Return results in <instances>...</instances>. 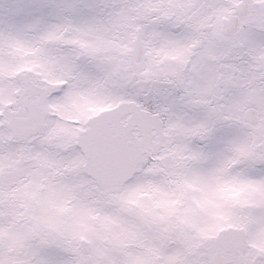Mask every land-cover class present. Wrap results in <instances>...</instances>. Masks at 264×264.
Returning a JSON list of instances; mask_svg holds the SVG:
<instances>
[{"label": "snow or ice", "instance_id": "obj_1", "mask_svg": "<svg viewBox=\"0 0 264 264\" xmlns=\"http://www.w3.org/2000/svg\"><path fill=\"white\" fill-rule=\"evenodd\" d=\"M0 264H264V0H0Z\"/></svg>", "mask_w": 264, "mask_h": 264}]
</instances>
